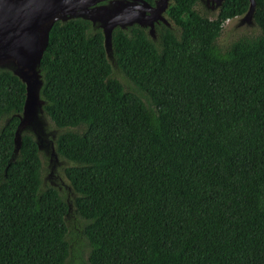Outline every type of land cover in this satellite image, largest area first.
Wrapping results in <instances>:
<instances>
[{"label": "trees", "instance_id": "obj_1", "mask_svg": "<svg viewBox=\"0 0 264 264\" xmlns=\"http://www.w3.org/2000/svg\"><path fill=\"white\" fill-rule=\"evenodd\" d=\"M196 3L171 0L155 40L115 28L116 70L100 28L54 22L40 98L68 195L30 133L14 156L25 86L0 68V264H264V0L225 45L248 0Z\"/></svg>", "mask_w": 264, "mask_h": 264}, {"label": "water", "instance_id": "obj_2", "mask_svg": "<svg viewBox=\"0 0 264 264\" xmlns=\"http://www.w3.org/2000/svg\"><path fill=\"white\" fill-rule=\"evenodd\" d=\"M169 1L154 0L151 5L145 0H0V68L10 70L25 86L22 111L13 137V154L16 156L20 148L22 132L30 133L39 152L43 150L48 157L49 172L43 182L52 185L51 178L56 176L59 160L54 151V139L59 130H48L44 100L40 98L43 83L40 60L54 22L81 18L90 21L93 29L100 28L106 57L115 68L112 31L137 24L147 28L148 35L155 40V22L170 27L163 15ZM254 10L255 0H248L246 11L233 18H237L240 25L253 26ZM69 193L71 189L67 186L66 195Z\"/></svg>", "mask_w": 264, "mask_h": 264}, {"label": "rangeland", "instance_id": "obj_3", "mask_svg": "<svg viewBox=\"0 0 264 264\" xmlns=\"http://www.w3.org/2000/svg\"><path fill=\"white\" fill-rule=\"evenodd\" d=\"M195 8L200 12L203 13L209 17L213 16L216 14L217 10H212L210 7L206 6V5H200L199 3H196ZM256 28V25L253 26H248L245 24L240 25L238 23V19L237 18H231L228 19L227 21L224 22L223 26H222V30L220 32L219 38H218V42L221 45H225V43H227L229 40L236 38L242 34H247L251 31H254ZM114 70H116V68H114ZM45 119L48 123L47 128L48 130H54L56 129L53 125H51V123L48 121L47 117L45 116ZM40 154V158L42 161L45 162V167H46V171L43 175V177H45L49 170L47 168V164H48V157L46 155V153L43 150H40L39 152ZM66 161L59 159L58 160V164L56 165V170H55V177L51 178L52 180V185H54L55 187H57L60 192L66 194L67 193V180L65 179L63 173H62V167L64 165H66ZM48 182V181H46ZM49 183V182H48ZM60 186V188L58 187Z\"/></svg>", "mask_w": 264, "mask_h": 264}, {"label": "flooded vegetation", "instance_id": "obj_4", "mask_svg": "<svg viewBox=\"0 0 264 264\" xmlns=\"http://www.w3.org/2000/svg\"><path fill=\"white\" fill-rule=\"evenodd\" d=\"M171 1V0H170ZM169 1V2H170ZM223 1V0H222ZM222 1L220 2V4L218 3V0H197V3H199L200 5H206V6H208V7H210L212 10H218V8L220 7V5H221V3H222ZM149 3V2H148ZM149 4H151V5H153L154 4V1H153V3H149ZM219 4V5H218ZM218 5V6H217ZM217 12V11H216ZM164 17L166 18V16H165V12H164ZM242 15V14H241ZM240 16V15H239ZM167 19V18H166ZM160 23H162V22H155V25L156 24H160ZM256 25V24H255ZM147 29V28H146Z\"/></svg>", "mask_w": 264, "mask_h": 264}]
</instances>
